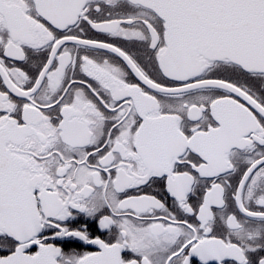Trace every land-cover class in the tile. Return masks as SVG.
I'll return each mask as SVG.
<instances>
[{
  "label": "snow or ice",
  "instance_id": "obj_1",
  "mask_svg": "<svg viewBox=\"0 0 264 264\" xmlns=\"http://www.w3.org/2000/svg\"><path fill=\"white\" fill-rule=\"evenodd\" d=\"M0 264H264V0H0Z\"/></svg>",
  "mask_w": 264,
  "mask_h": 264
}]
</instances>
